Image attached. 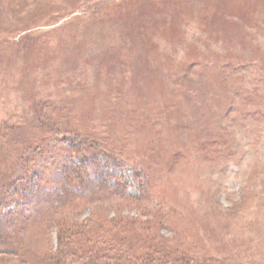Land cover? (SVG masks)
Instances as JSON below:
<instances>
[{
	"label": "rangeland",
	"instance_id": "rangeland-1",
	"mask_svg": "<svg viewBox=\"0 0 264 264\" xmlns=\"http://www.w3.org/2000/svg\"><path fill=\"white\" fill-rule=\"evenodd\" d=\"M84 159L100 197L50 205ZM55 220L264 264V0H0V264H76Z\"/></svg>",
	"mask_w": 264,
	"mask_h": 264
},
{
	"label": "trees",
	"instance_id": "trees-1",
	"mask_svg": "<svg viewBox=\"0 0 264 264\" xmlns=\"http://www.w3.org/2000/svg\"><path fill=\"white\" fill-rule=\"evenodd\" d=\"M91 160L84 159V161L82 160V162L76 166V168L74 166L73 170L70 171L69 180L68 177L65 178V194H61L59 191L58 194L55 192L56 195H54L59 199L53 198L51 196L52 200L49 196L47 199L49 200L50 205L51 202H53L58 204L57 207H68L73 204L76 199L81 198V196L84 194L90 193L91 190L95 196L102 194V190H105V183H103V181H105L104 175H102L103 173H101V171H94L95 168L90 169L89 167H86L89 166V162H91ZM94 165L97 169L98 165L96 163ZM110 188L114 189L113 186ZM36 195L37 191L32 193V196ZM40 208H42V206H40ZM40 208H35V213H37ZM52 223H57L58 226L60 225L58 232L59 248H57V250L54 252H50L49 256L52 259L59 256L60 248L63 249L65 246L69 245L70 255L68 256L72 259L78 258V262L76 264H210L204 259L199 260L187 255L174 254L170 250L166 251L165 249L161 250L154 247H149L147 250H142L140 253L138 250L129 247L130 245L126 249H119L117 252L111 254L93 251L92 249L93 252L90 251V253H88L86 250H84L85 252L83 255H77L76 249L70 248L71 242L74 241L78 236H85L87 234V231L84 229L85 224L73 221L68 226H65L68 222L63 225V223H60L57 220L53 221ZM116 223L119 224L118 222Z\"/></svg>",
	"mask_w": 264,
	"mask_h": 264
}]
</instances>
